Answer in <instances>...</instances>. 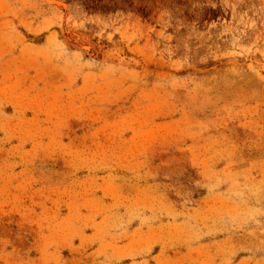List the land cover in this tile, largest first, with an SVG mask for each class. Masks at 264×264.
Wrapping results in <instances>:
<instances>
[{"label": "rangeland", "instance_id": "1", "mask_svg": "<svg viewBox=\"0 0 264 264\" xmlns=\"http://www.w3.org/2000/svg\"><path fill=\"white\" fill-rule=\"evenodd\" d=\"M0 264H264V0H0Z\"/></svg>", "mask_w": 264, "mask_h": 264}]
</instances>
